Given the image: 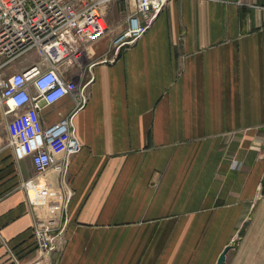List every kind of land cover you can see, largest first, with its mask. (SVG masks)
Listing matches in <instances>:
<instances>
[{
    "label": "crops",
    "instance_id": "1",
    "mask_svg": "<svg viewBox=\"0 0 264 264\" xmlns=\"http://www.w3.org/2000/svg\"><path fill=\"white\" fill-rule=\"evenodd\" d=\"M95 46L63 68L93 78L66 166L38 176L0 108V264H218L226 248L224 264H264V0H170L118 57ZM74 110L44 106L43 125ZM36 220L55 221L56 250Z\"/></svg>",
    "mask_w": 264,
    "mask_h": 264
},
{
    "label": "built area",
    "instance_id": "2",
    "mask_svg": "<svg viewBox=\"0 0 264 264\" xmlns=\"http://www.w3.org/2000/svg\"><path fill=\"white\" fill-rule=\"evenodd\" d=\"M170 0H0V108L13 116L11 144L26 149L38 176L67 165L82 145L74 118L89 102V85L66 78L64 67L80 65L86 49L112 32L108 9L120 3L124 27L110 39L116 57L138 42L153 26ZM17 65L22 68L14 71ZM75 110L51 126L41 111L65 97ZM65 140L66 159L57 161L52 149ZM30 203L46 200L45 185L28 181ZM55 221L36 220L33 235L43 254L57 249Z\"/></svg>",
    "mask_w": 264,
    "mask_h": 264
},
{
    "label": "rangeland",
    "instance_id": "3",
    "mask_svg": "<svg viewBox=\"0 0 264 264\" xmlns=\"http://www.w3.org/2000/svg\"><path fill=\"white\" fill-rule=\"evenodd\" d=\"M107 14H108V25L112 29V32L108 34L104 39L99 41L97 44H94L96 45L95 46L96 52L109 51L111 37L124 27L122 23L124 15L122 13V10L120 9V4L117 3L115 5L111 4Z\"/></svg>",
    "mask_w": 264,
    "mask_h": 264
},
{
    "label": "water",
    "instance_id": "4",
    "mask_svg": "<svg viewBox=\"0 0 264 264\" xmlns=\"http://www.w3.org/2000/svg\"><path fill=\"white\" fill-rule=\"evenodd\" d=\"M229 250H230V248H226L225 251L221 254V256L218 260V264H224L225 263L226 254L228 253Z\"/></svg>",
    "mask_w": 264,
    "mask_h": 264
}]
</instances>
